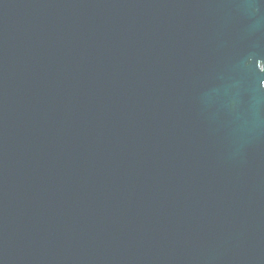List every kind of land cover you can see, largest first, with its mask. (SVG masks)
<instances>
[{
	"label": "water",
	"instance_id": "obj_1",
	"mask_svg": "<svg viewBox=\"0 0 264 264\" xmlns=\"http://www.w3.org/2000/svg\"><path fill=\"white\" fill-rule=\"evenodd\" d=\"M0 264H264V0H0Z\"/></svg>",
	"mask_w": 264,
	"mask_h": 264
}]
</instances>
